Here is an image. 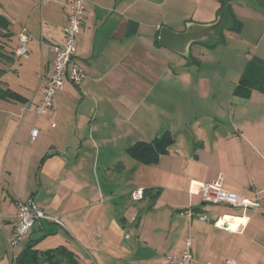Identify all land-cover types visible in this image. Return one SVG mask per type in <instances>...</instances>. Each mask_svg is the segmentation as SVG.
Returning a JSON list of instances; mask_svg holds the SVG:
<instances>
[{"label": "crops", "instance_id": "obj_1", "mask_svg": "<svg viewBox=\"0 0 264 264\" xmlns=\"http://www.w3.org/2000/svg\"><path fill=\"white\" fill-rule=\"evenodd\" d=\"M222 1L87 0L76 46L84 78L66 83L36 115L70 10L66 0H0L10 49L23 30L30 36L28 60L0 65V88L24 99L0 98V264L60 247L69 255L55 257L59 264H170L188 241L196 264H264V94L239 97L237 82L236 100L217 103L200 74V57L227 51L237 36L253 47L246 62H264V0H224L221 27L187 59L158 45L163 27L180 33L214 22ZM165 132L173 143L157 163L126 153ZM219 178L259 207L204 203L200 187ZM138 189L149 192L132 201ZM19 202L60 224L36 222L12 249ZM223 216L245 224L237 232L214 227Z\"/></svg>", "mask_w": 264, "mask_h": 264}, {"label": "built area", "instance_id": "obj_2", "mask_svg": "<svg viewBox=\"0 0 264 264\" xmlns=\"http://www.w3.org/2000/svg\"><path fill=\"white\" fill-rule=\"evenodd\" d=\"M86 1L87 0H66V5L70 12L67 22L62 29V45L52 47V50L55 53L53 70L50 78L40 87L42 99L34 108L36 115L45 113L53 106L56 93L61 91L66 83L78 86L84 78L83 69L79 61L76 59V46L77 36L82 28L85 16L84 3ZM29 40L30 36L26 30H23L18 35V44L14 51L16 58L20 60L29 59ZM37 133V130L33 129L30 134L31 139L35 138ZM199 193L201 200L208 204H225L230 207H241L243 209L259 207L255 202H251L235 193L224 190L220 178L211 184L202 185ZM130 198L132 201H140L143 198V190L138 189L131 192ZM188 216H191V213H188ZM15 217L16 222L10 241L12 249L18 247V245L29 234L36 222L44 220L60 224L57 219L48 217L32 202H19L17 204ZM198 219L200 221L206 220L203 215H198ZM244 224L245 223L239 218L226 216L217 218L213 222L214 227L229 232H237L240 227L244 226ZM128 238L129 236L127 235L126 239ZM167 260L170 264H196L191 252V244L189 241L185 244V248L179 258L168 257ZM223 264H237V262L235 260L227 259L224 260Z\"/></svg>", "mask_w": 264, "mask_h": 264}, {"label": "trees", "instance_id": "obj_3", "mask_svg": "<svg viewBox=\"0 0 264 264\" xmlns=\"http://www.w3.org/2000/svg\"><path fill=\"white\" fill-rule=\"evenodd\" d=\"M225 6L226 3L223 0L221 13L219 14V16L222 15L221 25L225 15L229 13V10H227ZM8 27V19L0 13V31H8ZM5 37L6 36H4V38ZM1 42L2 39L0 40V65L4 64L7 59L11 60L15 57L14 51L11 49L8 50ZM1 71L0 66V73ZM252 90H257L264 94V64L259 61L251 62L246 66L244 74L240 77L236 85L235 95L239 97H247ZM0 98L19 102L24 101L20 95L8 88H0ZM172 143V137L168 132H165L160 137H157L150 142L141 141L129 146L126 149V153L139 164L152 165L157 163L160 155L167 153L168 148ZM148 192V190H143V197ZM68 255L69 254H67L66 250L62 247L45 252L30 250L29 254L23 256L15 264H59L58 261L54 260L55 257L62 259Z\"/></svg>", "mask_w": 264, "mask_h": 264}, {"label": "rangeland", "instance_id": "obj_4", "mask_svg": "<svg viewBox=\"0 0 264 264\" xmlns=\"http://www.w3.org/2000/svg\"><path fill=\"white\" fill-rule=\"evenodd\" d=\"M217 32V31H216ZM216 32L211 36L210 39L214 37ZM0 40L2 39V44L10 50L9 34L8 31H0ZM4 36H6L4 38ZM241 36L233 37L229 45L227 46V51H224V48L215 49L209 51L205 54V57H200V60L204 62L200 66V74L207 76L211 81V87L215 93H217V103L223 102V100H236L232 96V92L235 89L236 83L239 81L240 77L244 74L246 66L251 62H246V60L252 61L254 52L246 55L247 50L252 51V45L246 47L243 42L240 41ZM4 41V43H3ZM245 54V55H244ZM244 57V60H243ZM211 61V62H206ZM264 64V62H261ZM217 123H211L210 127ZM206 127L209 125V122H205ZM209 127V126H208Z\"/></svg>", "mask_w": 264, "mask_h": 264}, {"label": "water", "instance_id": "obj_5", "mask_svg": "<svg viewBox=\"0 0 264 264\" xmlns=\"http://www.w3.org/2000/svg\"><path fill=\"white\" fill-rule=\"evenodd\" d=\"M221 21L222 15L217 16L215 21L210 24L189 23L185 26V30L180 33L163 27L159 33L158 45L187 59L190 54V47L194 44H203L209 41L221 25Z\"/></svg>", "mask_w": 264, "mask_h": 264}]
</instances>
